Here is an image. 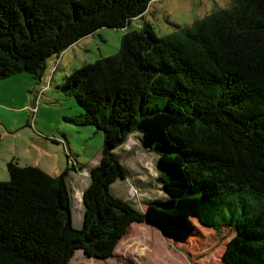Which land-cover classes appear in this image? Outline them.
<instances>
[{"label":"trees","instance_id":"16d2710c","mask_svg":"<svg viewBox=\"0 0 264 264\" xmlns=\"http://www.w3.org/2000/svg\"><path fill=\"white\" fill-rule=\"evenodd\" d=\"M153 1L0 0V81L41 82L53 57L102 28H130ZM58 89L82 109L69 121L104 132L83 226L72 222L70 169L13 160L0 182V264H70L79 250L107 260L135 223L179 241L199 232L195 220L220 239L234 232L225 264H264V0H232L166 37L145 22ZM134 134L169 173L166 198L145 211L111 190L128 178L115 151Z\"/></svg>","mask_w":264,"mask_h":264},{"label":"rangeland","instance_id":"374dc122","mask_svg":"<svg viewBox=\"0 0 264 264\" xmlns=\"http://www.w3.org/2000/svg\"><path fill=\"white\" fill-rule=\"evenodd\" d=\"M231 6L232 0H155L130 28H102L65 51L60 61L53 58L51 71L41 82L27 73L0 81V182L10 180L8 163L13 160L23 167H40L52 176L70 169L72 222L75 228H82L83 195L91 183V170L101 161L104 132L69 121L81 115L82 109L58 86L84 65L118 54L123 36L141 30L145 22L153 26L158 37H166ZM115 153L128 170L126 180L112 185L115 196L141 211L146 210L148 202L166 198L159 156L140 144L139 134L130 136ZM168 177L167 172L164 178ZM195 223L199 232L179 241L165 237L151 225L135 223L116 247L113 258H89L79 250L70 264H225L226 244L234 232L227 228L220 239L212 229Z\"/></svg>","mask_w":264,"mask_h":264},{"label":"crops","instance_id":"0c3cea01","mask_svg":"<svg viewBox=\"0 0 264 264\" xmlns=\"http://www.w3.org/2000/svg\"><path fill=\"white\" fill-rule=\"evenodd\" d=\"M132 23H133V22H132ZM53 58H56L57 61H60L61 56H60V57H53ZM53 58H52V59H53ZM52 59H51V60H52ZM51 60H50L49 63H48V70H47V71H51V69H50ZM56 64H58V63H56ZM60 64H61V63L59 62V66H60ZM57 66H58V65H57ZM58 69H59V67H58ZM58 69H57V70H58ZM57 70H56V71H57ZM50 73H51V72H50ZM54 75H55V73H54Z\"/></svg>","mask_w":264,"mask_h":264},{"label":"water","instance_id":"95a60500","mask_svg":"<svg viewBox=\"0 0 264 264\" xmlns=\"http://www.w3.org/2000/svg\"><path fill=\"white\" fill-rule=\"evenodd\" d=\"M69 216H71V213H69Z\"/></svg>","mask_w":264,"mask_h":264}]
</instances>
